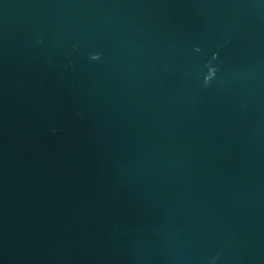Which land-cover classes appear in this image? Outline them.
Wrapping results in <instances>:
<instances>
[{
	"label": "water",
	"instance_id": "obj_1",
	"mask_svg": "<svg viewBox=\"0 0 264 264\" xmlns=\"http://www.w3.org/2000/svg\"><path fill=\"white\" fill-rule=\"evenodd\" d=\"M0 264H264V0H0Z\"/></svg>",
	"mask_w": 264,
	"mask_h": 264
}]
</instances>
